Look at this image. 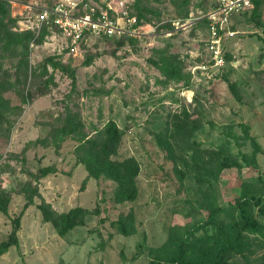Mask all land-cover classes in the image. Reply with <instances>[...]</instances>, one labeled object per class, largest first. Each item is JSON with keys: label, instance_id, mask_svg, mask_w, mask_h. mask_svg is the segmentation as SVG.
Here are the masks:
<instances>
[{"label": "rangeland", "instance_id": "rangeland-1", "mask_svg": "<svg viewBox=\"0 0 264 264\" xmlns=\"http://www.w3.org/2000/svg\"><path fill=\"white\" fill-rule=\"evenodd\" d=\"M17 2L0 9V264H164L183 249L264 264V0L257 18L232 19L218 65L202 22L215 0ZM60 2L133 19L136 37L71 46L42 29L6 45V31ZM110 122L108 160L133 173L127 201L86 167ZM238 198L258 200L254 231ZM42 206L70 213L64 237Z\"/></svg>", "mask_w": 264, "mask_h": 264}, {"label": "built area", "instance_id": "built-area-1", "mask_svg": "<svg viewBox=\"0 0 264 264\" xmlns=\"http://www.w3.org/2000/svg\"><path fill=\"white\" fill-rule=\"evenodd\" d=\"M10 6L17 0H3ZM256 1L260 0H215L214 6L206 12L202 20L208 23V50L216 65L223 61V38L235 16L250 12ZM32 23L24 25L25 30L40 32L46 28L58 31L71 46L87 43L89 40L103 41L136 37L135 20L129 18L122 22L112 18L107 11L80 14L76 4L60 2L51 7L38 8L30 17Z\"/></svg>", "mask_w": 264, "mask_h": 264}, {"label": "trees", "instance_id": "trees-1", "mask_svg": "<svg viewBox=\"0 0 264 264\" xmlns=\"http://www.w3.org/2000/svg\"><path fill=\"white\" fill-rule=\"evenodd\" d=\"M261 6L260 1H256L254 4V8L249 12L251 14L252 18H257L259 14V9ZM6 7H10L8 3H6L3 0H0V9L3 10ZM245 14V13H244ZM13 22H15L13 20ZM205 28L207 29L208 23L205 20H202ZM6 45L8 47H18L22 43L25 42L23 40L24 37H26V43L29 41L28 38H31L32 33L30 31H21L19 34H14L9 31H6ZM50 30L44 28L42 31V37L49 35ZM263 37H264V29L262 31ZM103 41H109L113 43L122 44L123 40H117V39H109V40H103ZM164 71V70H162ZM5 107V105H4ZM248 136V133H247ZM249 137V136H248ZM251 139V138H250ZM255 148L258 149V145L254 142L252 139ZM117 147V129L114 124V122H110L108 129H107V137L102 141L101 145L97 149L99 160L95 159V162L91 164L90 162H86L87 169L91 172V174L96 175L95 171L102 172L103 174L109 176L110 178H113L119 185V189L117 191V199L119 201H127L131 198L132 195V187H131V177L133 175H130L126 171L124 173L127 176H122L119 174L118 169L115 170L114 165L108 160L111 155L114 154ZM98 163V164H97ZM96 164V165H95ZM46 170L42 171V174L44 175ZM122 172V171H120ZM253 202L258 203V200L254 198H238L236 199V206L241 211V217L243 219V223L245 225V228L254 231L253 226V219L252 215L249 211V207L253 204ZM0 209L2 212L5 211V207L3 204H0ZM223 210V208H217L211 212V216L217 214L218 211ZM41 211L43 216L48 219L49 221L53 222L56 226L57 234L61 237H64L67 232L71 229L72 224L69 221L70 213L67 214H56L54 212H51L46 207H41ZM87 212V211H85ZM120 229L125 232V226L124 224L120 223ZM10 244L1 245L0 246V256L7 252V249ZM219 259L218 257H213L209 253H204L200 257H191L188 255L186 250H181L180 255L177 259L168 261L164 264H218ZM153 264H162L160 261H154Z\"/></svg>", "mask_w": 264, "mask_h": 264}]
</instances>
